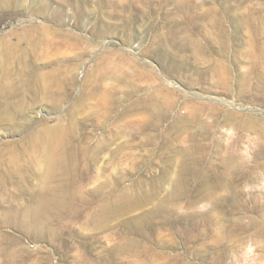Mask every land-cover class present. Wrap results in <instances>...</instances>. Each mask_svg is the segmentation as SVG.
Returning <instances> with one entry per match:
<instances>
[{
    "label": "rangeland",
    "instance_id": "374dc122",
    "mask_svg": "<svg viewBox=\"0 0 264 264\" xmlns=\"http://www.w3.org/2000/svg\"><path fill=\"white\" fill-rule=\"evenodd\" d=\"M0 264H264V0H0Z\"/></svg>",
    "mask_w": 264,
    "mask_h": 264
},
{
    "label": "bare ground",
    "instance_id": "6f19581e",
    "mask_svg": "<svg viewBox=\"0 0 264 264\" xmlns=\"http://www.w3.org/2000/svg\"><path fill=\"white\" fill-rule=\"evenodd\" d=\"M255 55H256V54H255ZM257 59H258V58H257ZM219 72H220L221 75H223V72H224V71H223L222 68L219 67Z\"/></svg>",
    "mask_w": 264,
    "mask_h": 264
}]
</instances>
